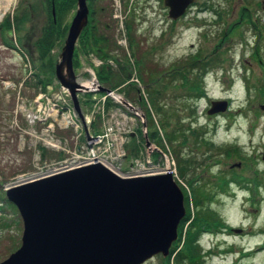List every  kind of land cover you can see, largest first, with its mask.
<instances>
[{
    "label": "rangeland",
    "instance_id": "374dc122",
    "mask_svg": "<svg viewBox=\"0 0 264 264\" xmlns=\"http://www.w3.org/2000/svg\"><path fill=\"white\" fill-rule=\"evenodd\" d=\"M101 4L106 8L99 11L98 17L102 15L99 19L103 23L106 20L112 24L106 31L128 52L136 69L132 77L140 72L135 60L142 59L148 73L156 74L191 65L195 55L212 60L205 78L193 76L201 82L202 96L188 95L189 91L180 84L179 89L171 87L161 99L176 127L180 126L189 138L185 145L175 147L176 152L180 157H192L193 164L184 178L178 170L180 157L166 141L165 151L152 153L146 148L145 127L140 120H146L141 114L145 109L140 108V116L128 110L120 113L115 109L117 101L96 86L89 95L78 96L79 103H83L79 111L70 91L61 88L54 72L51 85L54 88L48 91L49 95L44 93L47 98L43 96L41 103L33 85L39 64L36 41L49 25L51 11L45 0H0V24L9 15L29 12L21 29L5 32L13 44L5 42L0 28V262L21 245L24 229L19 211L4 201L6 189L22 180L51 173L78 156L87 157L90 150L87 139L92 135L102 142L101 152L106 155L102 157H109L125 170L141 169L146 164L147 168H153L149 169L152 173L164 172L169 161L184 196L185 191L189 194L193 215L197 210L192 202V185L213 195L203 206L229 228L202 234L200 242L207 263L264 264V0H196L177 22H172L163 0H103ZM76 11L77 7L64 17V22L71 24ZM243 14L247 17H242ZM53 17L56 20V14ZM128 19L133 21L134 38L140 42L136 47L139 54L130 55ZM66 37L50 51L55 67ZM96 59L103 60L95 54L80 55L79 66L74 65L77 82L97 79V73H93L102 64ZM89 67H94V71ZM193 70L189 77L198 72ZM140 73L144 77L143 69ZM139 79L148 95L147 77ZM129 82L137 83L133 79ZM197 91L192 93L199 94ZM65 94L70 108L65 105ZM214 99H228L230 109L219 116L209 115L207 111ZM55 100L59 106L54 105ZM39 112L44 114L36 119ZM152 112L155 129L162 135L161 117L154 108ZM46 118L53 121L48 128L41 129ZM133 131L139 135L129 137ZM193 132L201 135L198 142L193 139ZM42 138L46 141L40 145ZM40 146L49 153L42 154ZM232 146L239 147L241 154L225 151ZM80 149L86 153L80 154ZM98 150L95 149L97 155ZM235 173L244 176L246 183L241 186L231 183L223 188L224 177ZM189 179L195 180L194 184ZM188 224L189 221L186 228ZM236 228L242 232H235ZM167 256L157 254L143 264H163L161 257Z\"/></svg>",
    "mask_w": 264,
    "mask_h": 264
},
{
    "label": "water",
    "instance_id": "95a60500",
    "mask_svg": "<svg viewBox=\"0 0 264 264\" xmlns=\"http://www.w3.org/2000/svg\"><path fill=\"white\" fill-rule=\"evenodd\" d=\"M88 1L77 0L55 67L79 111L78 93L93 89L76 81L74 67L77 42L89 23ZM195 1L164 0L173 19ZM98 90L136 111L121 94L104 86ZM228 108L227 99L213 100L208 114ZM6 195L17 206L24 230L20 247L0 264H143L170 253L186 215L184 193L171 172L124 177L100 162L22 180Z\"/></svg>",
    "mask_w": 264,
    "mask_h": 264
},
{
    "label": "trees",
    "instance_id": "16d2710c",
    "mask_svg": "<svg viewBox=\"0 0 264 264\" xmlns=\"http://www.w3.org/2000/svg\"><path fill=\"white\" fill-rule=\"evenodd\" d=\"M101 1L103 0L88 1L90 10L89 23L84 28L79 38L78 46L75 50L74 65L76 67L79 66V57L82 54H95L99 58L106 61L107 63H104L103 65L96 68L97 77L100 83L110 90H118L124 93L126 98L130 100L134 106L144 108L149 139L158 143L161 147H165L164 141H166L169 146L173 147L176 156L180 157L179 153L177 154L175 147L181 144L185 145V143L188 142L189 138L187 137V135H185V131L181 129L180 126L176 127L174 121L172 120V114L170 113L169 109H165L164 105L161 104V99L171 87L179 89L180 84L182 88L185 89V91H189L188 95L195 96L197 98L202 96L203 93L201 89V82L194 80V78L189 77L188 75L190 70L193 68L194 61H191V65H180L174 70L167 71L163 74H156L155 72L148 73V70L145 68L144 61L142 59L138 61L135 60L138 70H140L141 72V69H143L145 73L144 77L140 72L139 74L136 72V74H138L141 79L145 77H147L148 79L146 82L148 95H145L143 93L144 90L139 87L137 83H127L132 78V75L134 74L133 69L135 68L130 61L128 52L124 48H120L116 40H113L112 35L106 31L108 28H110V26H112V24L106 20L105 23H103L102 20L99 19L102 18V15L101 17H98V15H100L99 11L104 12L106 8L101 4ZM45 2L47 3L48 8L51 11V21L49 25L45 27L41 36L36 41L37 50L39 52V58L37 61H39V64H36L37 72L34 73L36 80L33 85L35 86V88H37V91L47 90V86L53 84L55 60L49 57L50 51L53 47H55L57 41L65 39L70 24L64 22V17H66V15H68L77 7V0H45ZM53 7L56 11V20H54L52 13ZM207 8L213 9L212 6H209ZM244 9L245 8H243V10ZM244 11H246V9ZM28 17L29 12H24L21 16L13 14L12 16L9 15L8 17L4 18V20L0 24V28L3 29L4 40L7 44H11L12 42H10L11 38L8 40L9 37L5 35V32H7L8 30H12V28H14L15 30L16 28L18 30L19 28L21 29V26L24 24L25 20L28 19ZM242 17L247 16H244L243 14ZM126 28L128 39L130 40V55L139 54V48L136 47L138 46V44H140V42L138 43L134 38L135 29L133 26V21L128 19ZM257 54L258 52L256 53V55ZM109 60H113L115 65L110 64ZM211 63L212 60L209 62L208 66H206V69ZM48 74L49 77L46 76ZM193 90H198L197 92H199V94H193ZM152 107L161 117V124H159L162 127V135L160 134L158 129H155L156 122L153 116ZM195 131L196 129L194 130V132ZM194 132L193 139L197 140L198 142V138L200 139L201 135ZM203 138H205V136ZM180 139H183L182 142ZM225 151L230 154L232 152L236 155L241 154L240 148L237 146L229 147L225 149ZM42 152V154L45 155L49 153L46 149H43ZM42 156L44 157V155ZM191 159L192 157L187 158L186 156H181L178 159L179 174L184 178L187 177L188 169L193 164V161L192 163H190ZM189 181L191 185L195 182V180L192 181L191 179H189ZM231 183L243 185L246 183V178L236 173L231 175V177L230 175H228V177H224V181L221 186L225 188L226 185H230ZM254 183L258 185L256 180H254ZM192 186L194 192L192 202L196 205L197 211H195L193 215L190 206L189 194L184 189V191L186 192L185 203L187 213L181 221V224L179 226V238L173 243L170 254L167 257H161L163 264H211L207 263L205 255L203 254V249L200 242L202 234L204 232L219 231L221 230V227L227 229L229 228V225L225 226V223H223L221 218L214 215V213L206 211L203 206L206 202L211 200V198L213 199V195L211 193L207 194L206 192L201 190V188L196 189L194 188V185ZM4 201L7 205L13 207L15 210H18L13 203L9 202L6 199V197H4ZM188 221L189 224L186 228V224L188 223Z\"/></svg>",
    "mask_w": 264,
    "mask_h": 264
},
{
    "label": "built area",
    "instance_id": "2783aa9c",
    "mask_svg": "<svg viewBox=\"0 0 264 264\" xmlns=\"http://www.w3.org/2000/svg\"><path fill=\"white\" fill-rule=\"evenodd\" d=\"M43 96L45 97V98H47V95H45V94H40L39 95V101L42 103L43 102ZM67 100V99H66ZM65 100V105H67V106H69V102H67ZM58 101H60V100H58ZM49 102V101H48ZM49 103H52V102H49ZM59 103L55 100L54 101V105H58ZM59 106V105H58ZM34 114H36L35 112H34ZM39 114H44V113H37V117H36V119L37 118H39ZM45 115H46V113H45ZM47 116V115H46ZM40 119H42V118H40ZM47 119V118H46ZM48 128V127H47ZM114 127L112 126V129H113ZM45 139H48V138H45ZM46 141V140H45ZM88 143L91 145L90 146V150H88V153H87V157H83V158H81L80 156H78V159L80 160L79 161V164H89V163H93V162H95V161H100V162H107V161H109L110 159H109V157L108 158H103L102 156H106L105 154H102V152H101V144H102V142L100 141V139L98 138V137H96V136H93L92 137V139H90V140H88ZM98 149V148H100V150H98V155L97 154H95V149ZM142 168H144V166L142 167Z\"/></svg>",
    "mask_w": 264,
    "mask_h": 264
},
{
    "label": "flooded vegetation",
    "instance_id": "af4514ba",
    "mask_svg": "<svg viewBox=\"0 0 264 264\" xmlns=\"http://www.w3.org/2000/svg\"><path fill=\"white\" fill-rule=\"evenodd\" d=\"M168 15H169V8H168ZM169 17H170V15H169ZM180 18H178V19H180ZM178 19L177 20H173L172 19L173 20L172 22H177ZM195 56L196 57L193 59L194 63H193V68L192 69L197 70L198 72H196L195 74H192V78H194V77H197V78H200V77L205 78L206 77V74H207V72H206V66H208V64L210 62L209 57H205V55H203V56L202 55H200V56L195 55ZM219 115L220 114H215V116H219Z\"/></svg>",
    "mask_w": 264,
    "mask_h": 264
},
{
    "label": "bare ground",
    "instance_id": "6f19581e",
    "mask_svg": "<svg viewBox=\"0 0 264 264\" xmlns=\"http://www.w3.org/2000/svg\"><path fill=\"white\" fill-rule=\"evenodd\" d=\"M87 85H90V83H88ZM89 93H90V91H86L83 95H88ZM107 162H109V161H107Z\"/></svg>",
    "mask_w": 264,
    "mask_h": 264
}]
</instances>
